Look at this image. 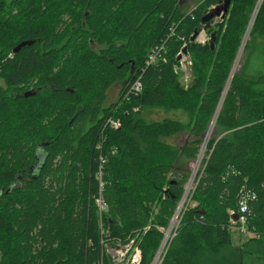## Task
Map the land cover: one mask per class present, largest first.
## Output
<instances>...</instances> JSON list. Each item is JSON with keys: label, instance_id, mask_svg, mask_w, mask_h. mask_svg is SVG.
<instances>
[{"label": "trees", "instance_id": "trees-1", "mask_svg": "<svg viewBox=\"0 0 264 264\" xmlns=\"http://www.w3.org/2000/svg\"><path fill=\"white\" fill-rule=\"evenodd\" d=\"M222 1L186 13L182 0H0V264L104 259L100 154L104 227L126 240L152 225L140 244L141 264H150L162 238L156 226L168 225L220 105L194 205L163 264H246L248 256L264 264V3L231 76L256 0H232L226 18L207 29L216 32L215 50L190 41ZM26 40L33 43L14 52ZM185 42L188 85L175 68ZM162 45L165 59L147 65ZM138 74L142 91L124 98ZM117 82L119 97L105 106ZM28 90L36 93L25 97ZM150 107L188 119L148 121L141 114ZM109 117L122 126H106ZM181 135L183 142L168 141ZM244 200L252 235L236 245L231 218Z\"/></svg>", "mask_w": 264, "mask_h": 264}, {"label": "built area", "instance_id": "built-area-1", "mask_svg": "<svg viewBox=\"0 0 264 264\" xmlns=\"http://www.w3.org/2000/svg\"><path fill=\"white\" fill-rule=\"evenodd\" d=\"M221 3L222 2H219V4ZM263 3H264V0H256L253 14L247 26L246 35L244 36V39L241 43L242 45H240V49L235 59L234 68H236L238 65L237 63H239L238 61L242 56L241 53L244 50V47L246 45L245 43H247L246 41L248 40L250 36L251 29L253 27L255 18ZM213 7H214V4H213ZM217 18H220V17H217ZM210 40H211L210 34L207 33V30L202 29V31L197 36L195 42L206 44V43H209ZM162 49H163V46H157L154 49H152V52L149 53V56L147 58V65H151L157 62L159 58H162L163 60L165 59V57L161 56ZM178 54L182 55L183 51L180 50ZM186 54H190V53L188 52ZM184 56L185 57L181 60V67L183 70H186L184 60L188 59L190 65H192L193 60L189 59L187 55H184ZM234 68H232L231 76L233 75L235 71ZM184 83L188 85L187 82H184ZM229 83H230V80L228 81L227 87L229 86ZM142 89H143L142 75L138 74L134 78V80H132L126 86L122 95L124 96V98H127L134 94H138L139 92L142 91ZM220 107L221 105L219 106L218 111L216 115L214 116L206 135L204 136V140H203L202 146L200 148V151L197 157L192 162V167L189 172L188 179L185 183L183 194L176 206V209L168 225L167 226H160V225L156 226V228L162 233V238H161V241L158 245V248L156 249V252L150 264H163L164 259L168 253V250L171 246V243L178 234V228L180 226L183 215L189 209V207H192L194 205L193 195L204 173V169L207 163V157H208L207 145H208L209 140L211 139L210 136L208 137V134L210 135L209 133L210 129L212 127L214 128L215 126L216 117L220 110ZM105 125L113 127V128H120L122 126V120L120 118L109 117L106 120ZM98 147H101V145H98ZM105 162H106L105 156L103 154H100L99 168L96 172V180L99 182V190H98L99 196L97 197L96 201L100 208V213H101L100 214L101 244L103 246L104 259L96 264H141L142 258H143V250L140 245L141 240H142L141 236H143L151 228L152 225H147L142 230L140 229L134 230L126 240L110 237L109 230L104 227V222H103L104 214H102L104 210L107 209V203L103 196V192L105 188V182L103 179L104 177L103 168H104ZM247 210H248V205H247V202L244 200L241 203V212L239 213L238 219L231 218V223L234 224L235 228H237L241 232H246L249 235H252L247 230V218H246V215L244 214Z\"/></svg>", "mask_w": 264, "mask_h": 264}, {"label": "rangeland", "instance_id": "rangeland-1", "mask_svg": "<svg viewBox=\"0 0 264 264\" xmlns=\"http://www.w3.org/2000/svg\"><path fill=\"white\" fill-rule=\"evenodd\" d=\"M204 0H182V7H181V10L183 12H186V13H191L193 12ZM223 4V1L222 3ZM219 5V3H214V6H217ZM211 7H213V4L211 5ZM254 8H255V5H254ZM254 8L251 12V15H250V18H249V21L251 19V16L253 14V11H254ZM221 20L220 18H215L214 20L211 21V25H214L217 21ZM249 24V22H248ZM247 24V26H248ZM246 30H247V27H246ZM209 34V33H208ZM246 35V31H245V34L243 35L242 37V41L244 39V36ZM211 36V35H210ZM249 39V38H248ZM191 41V40H190ZM248 41V40H247ZM246 41V42H247ZM210 43V42H209ZM242 43V42H241ZM187 42L184 43L183 47L187 46ZM246 44V43H245ZM242 45V44H241ZM95 48L98 49L99 46L94 44ZM163 46V45H162ZM246 46V45H245ZM240 49V47H239ZM238 49V51H239ZM152 52V50L150 51ZM149 52V53H150ZM189 52V50H188ZM247 50L245 49L244 47V50L243 52L241 53L242 56L241 58L239 59V63H237V67L234 68V65H233V68H234V73L235 72H238L242 66H243V63H244V59L247 55ZM165 53H166V50L164 49V46H163V49H162V54L161 56H165ZM190 53V52H189ZM238 54V53H237ZM149 55V54H148ZM181 55V54H177V58L178 56ZM184 55H187V57L189 59L192 60V57H191V54H186V53H183L181 55V58L178 59V64L176 65V71L180 73V77L182 79V81H185L187 82L188 84H190L192 81H193V69H192V66H193V63L192 65H190L189 63V60L186 59L184 60V64H185V68L186 70H183L182 67H181V60L185 57ZM237 57V56H236ZM193 62V61H192ZM235 64V62H234ZM257 68L254 69V71H256ZM121 87H122V83L121 82H117L115 84H113L107 91V94H108V97L104 103L105 106H108L109 104L113 103L114 101H116L119 97V94L121 92ZM154 110V111H152ZM142 117H144L146 120L148 121H152V120H162L164 118H179L181 120H187L188 117H187V114L184 113L183 111L181 110H171V111H167L163 108H158V107H153V108H145L142 112ZM210 135L208 134V137L210 136L211 138L214 136V128L212 127L209 131ZM185 136L186 135H181L179 137H173L170 139H168V141H171V142H183L184 139H185ZM192 162L191 161L189 164H188V172H190L191 170V167H192ZM232 237H233V243L236 244V245H242L248 237H250V235L246 232H240L237 228H233V234H232ZM258 263V260L254 257V256H248L246 258V264H257Z\"/></svg>", "mask_w": 264, "mask_h": 264}, {"label": "water", "instance_id": "water-1", "mask_svg": "<svg viewBox=\"0 0 264 264\" xmlns=\"http://www.w3.org/2000/svg\"><path fill=\"white\" fill-rule=\"evenodd\" d=\"M231 2L232 0H225L223 4H219L217 6L211 7L208 12L202 16V23H203V27H198L194 30L192 36H191V41H195L197 36L199 35V33L202 31V29L207 30L210 25H211V21L214 20L217 17H220L222 20L226 18L228 12H229V8L231 6ZM215 41H216V32H213L211 34V40H210V47L212 50H215ZM32 41H23L21 43H19L15 48H14V52H18L21 50V48L23 46L26 45H30L32 44ZM188 46H185L182 51L183 53H188ZM181 55L178 56L177 59H180ZM36 92L32 91V90H28L26 92H24V96L25 97H29L34 95ZM10 190V188L8 189V191ZM4 191V188H2L0 190V195L2 194V192ZM200 213H204V211H200ZM239 214H235L234 217L235 219H238Z\"/></svg>", "mask_w": 264, "mask_h": 264}, {"label": "crops", "instance_id": "crops-1", "mask_svg": "<svg viewBox=\"0 0 264 264\" xmlns=\"http://www.w3.org/2000/svg\"><path fill=\"white\" fill-rule=\"evenodd\" d=\"M185 82V81H184ZM152 111H154V110H152Z\"/></svg>", "mask_w": 264, "mask_h": 264}]
</instances>
